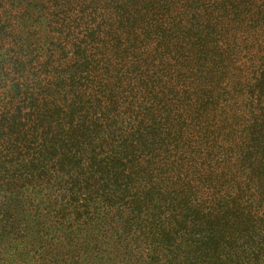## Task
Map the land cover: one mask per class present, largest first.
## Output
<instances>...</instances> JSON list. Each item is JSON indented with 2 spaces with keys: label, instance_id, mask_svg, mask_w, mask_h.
Listing matches in <instances>:
<instances>
[{
  "label": "trees",
  "instance_id": "trees-1",
  "mask_svg": "<svg viewBox=\"0 0 264 264\" xmlns=\"http://www.w3.org/2000/svg\"><path fill=\"white\" fill-rule=\"evenodd\" d=\"M0 264H264V0H0Z\"/></svg>",
  "mask_w": 264,
  "mask_h": 264
}]
</instances>
